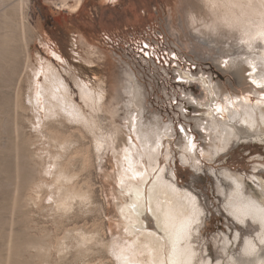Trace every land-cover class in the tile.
<instances>
[{
    "label": "rangeland",
    "instance_id": "obj_1",
    "mask_svg": "<svg viewBox=\"0 0 264 264\" xmlns=\"http://www.w3.org/2000/svg\"><path fill=\"white\" fill-rule=\"evenodd\" d=\"M76 2L0 0V264H115L99 242L112 240L118 232L113 154L109 152L100 163L91 148V134L84 128L64 118L46 120L43 98L38 104L33 99L44 80V61L62 73L86 112L73 76L91 85L96 75L103 74L110 107L121 91L123 71H133L148 92V116L156 114L165 123L173 122L178 134L174 142L180 126H185L199 147L204 145L203 138L184 117L198 112L183 94L202 92L197 83L179 81L175 70H202L229 89V79L237 91L247 88L216 66L213 59L221 52L207 47L191 30L189 13L202 12L197 0H82L75 12L71 6ZM144 44L149 58L143 53ZM155 50L161 53L160 61L153 58ZM70 139L76 147L70 146ZM61 143L64 149L58 147ZM227 153L219 161L223 164L215 163L216 168L226 166L249 175L254 156L261 155L264 161L263 145L234 147ZM58 155L62 160L55 159ZM173 167L178 183L193 187L202 200L207 214L202 237L208 239L204 242L215 257L213 237L229 227L234 229L237 221L226 212L213 177L179 161ZM59 170L73 173L71 185L88 192L91 199L73 201L66 211L57 207L60 183L52 173L56 176ZM245 227L246 234L257 226ZM82 229L95 238L86 245L91 244L87 251H82L78 240Z\"/></svg>",
    "mask_w": 264,
    "mask_h": 264
},
{
    "label": "bare ground",
    "instance_id": "obj_2",
    "mask_svg": "<svg viewBox=\"0 0 264 264\" xmlns=\"http://www.w3.org/2000/svg\"><path fill=\"white\" fill-rule=\"evenodd\" d=\"M197 1L202 12L189 13L191 30L207 47L221 52L213 59L216 66L232 74L238 85L247 86L239 92L230 79L231 89L210 72L175 70L179 81L197 83L201 89L198 96L192 90L183 94L198 112L194 117H184L200 132L204 141L201 147L185 126H180L184 131L174 142L178 135L174 123H165L156 114L148 116V92L133 71H123L121 91L110 107L103 74L96 75L95 84L91 85L73 76L89 110L86 112L74 99L62 73L50 62L43 60L41 66L44 80L39 92L34 91L33 99L38 104L43 98L46 120L64 118L84 128L91 134V148L100 163L109 152L113 154L118 232L112 240L99 242L115 264H264L263 156L253 157V172L249 175L215 166L234 147L264 146V0ZM81 3L77 0L71 6L73 11H78ZM63 6L68 7L66 3ZM181 109L184 111V106ZM63 143L58 147L64 149ZM71 144L75 142L70 139ZM58 157L62 160L60 155L55 159ZM54 160L53 166L58 162ZM178 161L214 178L226 212L237 221H233L234 229L229 227L213 237L215 257L209 251V243L204 242L208 239L202 237L206 209L193 187L178 183L173 167ZM64 170L55 171L56 176L52 170V176L60 183L58 190L61 182L64 186L61 200L57 190V207L66 211L72 208L73 201L84 203L91 195L72 186L74 175ZM255 225L254 232L243 233L244 226ZM82 230L77 233L78 240L84 247L82 251H87L91 244L86 245L95 238Z\"/></svg>",
    "mask_w": 264,
    "mask_h": 264
},
{
    "label": "built area",
    "instance_id": "obj_3",
    "mask_svg": "<svg viewBox=\"0 0 264 264\" xmlns=\"http://www.w3.org/2000/svg\"><path fill=\"white\" fill-rule=\"evenodd\" d=\"M147 44H144V47L142 48L143 49V53L145 54V56L147 57V58H149V50H148V46L147 47H145Z\"/></svg>",
    "mask_w": 264,
    "mask_h": 264
},
{
    "label": "snow or ice",
    "instance_id": "obj_4",
    "mask_svg": "<svg viewBox=\"0 0 264 264\" xmlns=\"http://www.w3.org/2000/svg\"><path fill=\"white\" fill-rule=\"evenodd\" d=\"M145 47H147V45H146ZM252 82H253V83H255V81H252ZM180 131H181V132H183V131H184V129H182V128H181V129H180Z\"/></svg>",
    "mask_w": 264,
    "mask_h": 264
}]
</instances>
